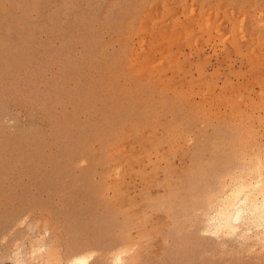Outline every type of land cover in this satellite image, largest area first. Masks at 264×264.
Masks as SVG:
<instances>
[{"label":"rangeland","instance_id":"rangeland-1","mask_svg":"<svg viewBox=\"0 0 264 264\" xmlns=\"http://www.w3.org/2000/svg\"><path fill=\"white\" fill-rule=\"evenodd\" d=\"M263 156L264 0H0V264H264Z\"/></svg>","mask_w":264,"mask_h":264},{"label":"bare ground","instance_id":"bare-ground-1","mask_svg":"<svg viewBox=\"0 0 264 264\" xmlns=\"http://www.w3.org/2000/svg\"><path fill=\"white\" fill-rule=\"evenodd\" d=\"M182 27L185 28L186 26ZM202 29L204 30V28ZM168 37H170V35ZM259 161L260 159L258 160V162ZM261 162H263V160L259 162L258 170L260 169V171L254 182L244 180L243 177V180H241L240 182H236L233 187L230 186L231 188L228 190V192L226 194L224 193L225 196L224 194H222L224 197L222 199L221 196V203L215 204L216 206L218 205V207H213V209L217 208L216 210L214 209L215 212H213L214 216L212 218V226L216 232H236L243 226L246 227L247 230H249L251 227H257L264 232V163ZM256 164L254 166H256ZM248 165H250L252 168L251 164ZM248 169L250 170L249 167ZM252 169L251 172L254 170ZM246 170L244 172H246ZM89 260V256H87L85 253L76 252L65 264H87ZM117 260H120V258H118Z\"/></svg>","mask_w":264,"mask_h":264}]
</instances>
